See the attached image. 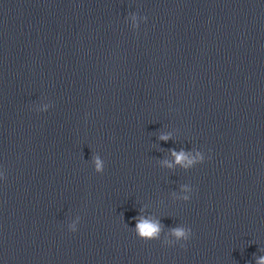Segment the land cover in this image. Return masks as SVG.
<instances>
[{
    "label": "water",
    "instance_id": "water-1",
    "mask_svg": "<svg viewBox=\"0 0 264 264\" xmlns=\"http://www.w3.org/2000/svg\"><path fill=\"white\" fill-rule=\"evenodd\" d=\"M0 171V264H255L264 0H0ZM144 204L192 238L141 239Z\"/></svg>",
    "mask_w": 264,
    "mask_h": 264
},
{
    "label": "clouds",
    "instance_id": "clouds-1",
    "mask_svg": "<svg viewBox=\"0 0 264 264\" xmlns=\"http://www.w3.org/2000/svg\"><path fill=\"white\" fill-rule=\"evenodd\" d=\"M140 19L147 21V16L139 17ZM133 20H137V15H133ZM137 27L139 25L137 24ZM50 105H45L43 111H47ZM160 141H169L174 140L172 132H161L158 136ZM169 153L173 159H163L160 163L168 168L175 170L177 166L183 168L184 170H189L195 167L197 164H201L205 161L206 156L204 151L201 149H186L181 147L179 150L175 148L168 149ZM211 151V150H209ZM211 159V157H207ZM92 163L94 169L98 173H103L105 171V161L99 153H94L92 158ZM0 179H7L6 171H0ZM193 192V187L190 184H181L180 192L177 193L173 191L171 195L177 200L188 201L191 199V193ZM146 205L144 204L139 208V215L133 217L136 221L134 230L136 234L144 240H160L163 236V243L169 245H175L181 241H189L192 238L193 230L190 226L179 224L174 227H167L161 222V218L155 217L152 214H145ZM81 217L77 215L74 220L68 225L69 230L75 232L78 230V224L80 223ZM167 229V230H166ZM181 247H187L186 243H181ZM261 252H264V249H260ZM255 258V264H264V255L253 254ZM251 264V262H249Z\"/></svg>",
    "mask_w": 264,
    "mask_h": 264
}]
</instances>
